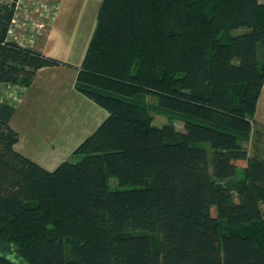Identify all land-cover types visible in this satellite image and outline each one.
Masks as SVG:
<instances>
[{
	"label": "trees",
	"instance_id": "trees-1",
	"mask_svg": "<svg viewBox=\"0 0 264 264\" xmlns=\"http://www.w3.org/2000/svg\"><path fill=\"white\" fill-rule=\"evenodd\" d=\"M11 17L0 84L27 86L62 61L6 40ZM263 81L264 0H101L75 88L108 116L79 159L15 150L0 99V264H264V158L244 146ZM148 94L183 130L151 123Z\"/></svg>",
	"mask_w": 264,
	"mask_h": 264
},
{
	"label": "crops",
	"instance_id": "crops-1",
	"mask_svg": "<svg viewBox=\"0 0 264 264\" xmlns=\"http://www.w3.org/2000/svg\"><path fill=\"white\" fill-rule=\"evenodd\" d=\"M91 1L97 3L93 14L96 24L101 0ZM55 3V17L44 37L35 44V49L62 63L36 70L26 89L12 101L15 110L9 119V125L18 133L14 149L49 170L69 160L75 147L108 116L107 110L75 88L76 76L95 25L88 27L87 21L71 22L77 20L68 16L67 8L73 5V0ZM64 10L65 17L61 19ZM87 13H91L92 22V12L85 10L84 14ZM256 125L264 127V81L257 97L251 130ZM244 146L249 155L257 154L258 147L251 151L245 143ZM261 208L264 212V202Z\"/></svg>",
	"mask_w": 264,
	"mask_h": 264
},
{
	"label": "rangeland",
	"instance_id": "rangeland-1",
	"mask_svg": "<svg viewBox=\"0 0 264 264\" xmlns=\"http://www.w3.org/2000/svg\"><path fill=\"white\" fill-rule=\"evenodd\" d=\"M25 1V0H24ZM35 1V0H34ZM48 3H55L57 0H44ZM66 6V3H65ZM97 3L95 1L91 0H73V5H70L69 8H67L68 16L71 15L72 18L76 17V21L72 19L71 22L73 23H85L88 27L95 25V16L93 15L96 9ZM92 12V15L94 16L92 19V22L90 21L91 13H87L86 15L84 12ZM64 10L63 14L61 15V19H64L65 17ZM38 17L35 14L25 16L23 14H19L15 16L14 21L12 22L11 30L9 31L8 40L16 41L18 44L24 47H31L35 48V44L41 40L44 35L47 32L48 29V22L46 20L42 21V25L35 26V22L37 21ZM240 29H234L232 32H239ZM31 39L33 40L31 42ZM31 45V46H30ZM34 45V46H33ZM27 87V86H26ZM9 88L6 86V84H0V99L6 100L12 102L11 99L12 96H8ZM147 101L151 104L150 107V114H151V123L154 125H162L164 123L172 122L174 124L175 129L177 130H183V120L180 116L173 115L172 113L158 110L155 107V97L148 94L146 95ZM244 143L246 144L247 148L249 150H255V147H258L255 151L257 152V155L260 157H264V127H261L259 125H256L253 127V129L250 131L248 137L244 140ZM79 155L73 154L69 161H76L79 159ZM242 168L237 169V175L234 178V180L238 179L241 175ZM233 181V180H232ZM109 188L114 189L118 187V182L115 177H109Z\"/></svg>",
	"mask_w": 264,
	"mask_h": 264
},
{
	"label": "built area",
	"instance_id": "built-area-1",
	"mask_svg": "<svg viewBox=\"0 0 264 264\" xmlns=\"http://www.w3.org/2000/svg\"><path fill=\"white\" fill-rule=\"evenodd\" d=\"M1 5L7 6L12 11V17L8 25L6 40L11 30L12 22L15 16L23 14L29 16L32 14L37 15L38 19L34 23L35 26L42 25V21L46 20L48 24L54 19L57 5L56 3H48L44 0H0ZM12 41V40H10ZM33 40L31 39V42ZM16 42V41H14ZM17 43V42H16ZM20 45V44H19ZM31 46V45H30ZM8 86V96H12V100L15 101L19 98L20 94L26 89V85L21 84H6Z\"/></svg>",
	"mask_w": 264,
	"mask_h": 264
}]
</instances>
